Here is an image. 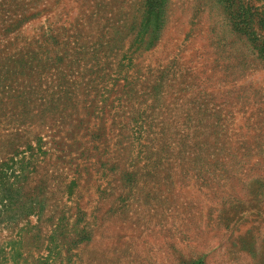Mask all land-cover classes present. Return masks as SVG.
<instances>
[{
    "label": "rangeland",
    "instance_id": "rangeland-1",
    "mask_svg": "<svg viewBox=\"0 0 264 264\" xmlns=\"http://www.w3.org/2000/svg\"><path fill=\"white\" fill-rule=\"evenodd\" d=\"M263 41L264 0H0V57L36 54L0 80V162L40 138L65 163L11 179L0 264H264ZM138 115L146 147L113 155ZM98 126L108 152L81 155ZM68 162L80 180L46 240L50 182L38 219L25 199Z\"/></svg>",
    "mask_w": 264,
    "mask_h": 264
},
{
    "label": "trees",
    "instance_id": "trees-1",
    "mask_svg": "<svg viewBox=\"0 0 264 264\" xmlns=\"http://www.w3.org/2000/svg\"><path fill=\"white\" fill-rule=\"evenodd\" d=\"M151 1L148 3V6L151 5ZM249 17V16H248ZM236 26V25H235ZM24 49L25 51L22 53L21 50ZM38 50H40L38 48ZM255 53L257 58H259L261 61L264 62V41L254 47ZM17 57L15 54H17ZM33 56V57H32ZM36 59V54L34 53V50H30L29 48H26L25 46H22L21 49L15 53H9L3 57H0V80L8 81V82H15L19 78H27V76L30 74V70L32 68L31 66V60ZM58 60V59H57ZM60 60H58L59 62ZM3 76V77H2ZM104 80V79H103ZM8 85H4V88ZM125 86V83L121 84L120 87L123 88ZM108 94V92H107ZM106 94V97H107ZM106 97L103 101L106 100ZM2 101V100H1ZM2 103V102H1ZM104 103V102H103ZM103 105V104H102ZM102 105L100 107H96V110L102 111ZM146 117V116H145ZM141 120H140V119ZM131 126L127 127L128 129H125V133H121L119 136L116 137V140L114 143H112V147L115 149L113 150V155H119L122 151H131L134 146H138V152H142L141 150L143 147L146 146L141 142L144 140L143 135L146 134L147 137H149V130H147V126H149L147 123H145V118H141L140 115H138L135 119H131ZM100 126L93 127L87 130L88 133V141L82 142V146H84V153L86 156L92 152V156H96V158H99V156H102L105 152L107 153V147L98 150L99 143L97 140L102 139L105 137V132L103 128ZM109 129L107 128V132ZM127 132V133H126ZM125 136V138H123ZM86 137V136H84ZM146 137L148 142V138ZM106 138V137H105ZM123 139H126V144L124 145ZM151 141H155V139H150ZM34 146H31V144L27 141L25 143L24 149L22 151L13 152L11 157L7 160H4L3 162H0V208H4L3 211H6L11 207V204L13 201H16V199L13 198V192L15 191V195L18 193L16 188L14 189L15 182H11V179L14 178V180L17 181V179L23 177V173L25 170L24 164L29 165L32 164L31 170L34 172L40 170H44L45 167H51L52 166V172H57L59 166H63L65 163L62 161V157H58L55 155V153H60L57 146L54 145L52 148L42 149L43 143L41 142V139H35V142L33 143ZM104 144V143H103ZM141 150V151H140ZM112 154V152H111ZM20 156L19 159H17V156ZM58 160L62 161L59 164L57 163ZM69 161H75V159H68ZM48 161H51V163L48 164ZM68 162L66 163L68 165V170L71 172V176H69V179L66 181V177H64L62 180V176L52 175V172L50 171V174L42 175L38 178V180L33 181V186L28 190L27 197H26V204L28 203V206L26 208V216H35L36 219H38L41 216L42 209H43V193L44 189L47 186V180L50 182L49 190L51 192L52 196H57V199H55V203L53 204V214L49 217V220L51 221L52 228L49 230L46 236V240L48 238H54L57 235H60L62 233L61 226L63 219H65V212L68 211L69 207H66L64 202H62V197L64 195L68 196L69 198L73 194L74 188L79 183V165ZM19 166V168L12 169L10 166ZM88 170H84V175L88 176L89 170L91 167L84 168ZM62 170V168H60ZM62 174V173H61ZM58 178V179H57ZM25 179V178H24ZM41 179V180H40ZM61 181H60V180ZM59 194V196H58ZM18 196V194L16 195ZM68 201V200H65ZM76 204H74V211L73 215L76 217L78 214V209L75 207ZM54 221V222H53ZM35 226H32L30 230H35ZM32 241L36 242L40 239V236H38L35 232L32 231ZM46 232L43 234L42 238L45 237ZM15 240L10 241V245L12 246L14 244ZM16 243V242H15Z\"/></svg>",
    "mask_w": 264,
    "mask_h": 264
}]
</instances>
